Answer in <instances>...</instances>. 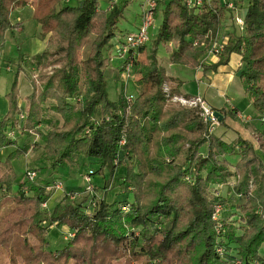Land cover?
<instances>
[{
  "label": "trees",
  "instance_id": "trees-1",
  "mask_svg": "<svg viewBox=\"0 0 264 264\" xmlns=\"http://www.w3.org/2000/svg\"><path fill=\"white\" fill-rule=\"evenodd\" d=\"M127 1L111 9L100 6V0H80L72 7L64 6V0L31 3L32 19L47 45L25 60L38 74L30 78L32 89L24 107L17 102V71L6 95L7 112L0 116V150L15 147L0 157V261L5 256L9 264H264L259 255L264 244V163L256 153L264 156V130H255L252 140L238 136L230 143L214 135L197 109L169 102L181 96L182 83L165 74L158 56L162 45L169 64L196 69L221 24L229 21L234 30L225 32L220 56L204 71H215L237 56L244 96L264 117V0H248L242 32L219 0L204 1L198 9L187 8L182 0L162 3L156 37L149 49H139L132 66L137 79L131 103L126 102L123 85L117 100L111 101L105 80L114 58L110 42L118 37ZM26 4L0 0V63L6 33L23 30L10 15ZM90 36L89 52L81 59ZM144 49L145 63L140 59ZM46 110L58 115L62 124L45 129ZM219 112V124L232 129L230 120L237 113ZM32 135L38 141L17 145L18 137ZM39 148L52 173L84 162L90 167L80 178L91 172L92 182L99 174L103 185L92 182L91 194L78 190L84 193L81 198L72 199L70 193L81 194L69 191L43 209L51 198L47 188L58 181L25 179L13 191L16 175L11 165L29 149ZM94 163L96 169L90 165ZM116 175L124 189L115 192L118 200L108 202ZM221 187L225 190L219 192ZM227 205L230 216H224ZM216 206L222 207L218 221L213 218ZM52 228L71 234L61 248L52 249L46 241Z\"/></svg>",
  "mask_w": 264,
  "mask_h": 264
},
{
  "label": "rangeland",
  "instance_id": "rangeland-1",
  "mask_svg": "<svg viewBox=\"0 0 264 264\" xmlns=\"http://www.w3.org/2000/svg\"><path fill=\"white\" fill-rule=\"evenodd\" d=\"M27 2L31 0H26ZM35 1V0H33ZM143 1L144 0H131V3L128 4L125 7V11H123V17L120 19V21L117 24V30H118V37H123V35L133 32L134 30V24L138 22V16L141 15V11L143 8ZM237 3L238 7V15L244 19L245 15V9L247 7L248 0H232ZM104 0L102 1L101 6L105 8ZM64 6H75L77 3L75 0H69L67 3L62 2ZM109 4H107L108 6ZM19 18V20H17ZM10 20L13 23H21L23 25V30L20 32H17L13 30L12 32H7L6 37H5V46H4V51L2 54V62L0 63V116H4L7 112L8 109V102L6 95L11 91V87L13 85V82L16 79V73L17 71H20L18 76H17V102L18 105L21 107H24V102H25V96L30 93V89H32L31 84H30V78H35L37 79V74L38 70L36 67L31 65L27 60L28 58H31L33 55L40 53L42 51V46L45 44L41 41V38L39 37V26L37 23L32 19L31 15L29 14L28 10L26 9H16L14 10L11 15H10ZM20 21V22H18ZM231 22V19H230ZM226 22L221 24L220 30L226 31H233V27L230 25L229 21H227V25H224ZM161 24V9L160 7L156 10L154 14V24L153 27H151L148 31V42L146 43V49H149L151 46L152 41L156 37V32ZM220 30L218 31L217 35L220 33ZM237 30V29H236ZM238 31V30H237ZM223 32V31H222ZM117 37V38H118ZM117 38H113L110 42V51H111V56L114 47L117 44ZM219 38V36H217ZM93 39V36H90L83 48V50L79 53V57L81 59H84L86 57V54L89 52V47L90 43ZM44 42L46 41L47 43V37L43 40ZM149 53V50H147ZM103 54H107L106 50L103 51ZM158 56L160 57V65H164L166 71L173 76L178 78L184 85L181 86V90H185L186 93H188V96H197V90H198V85L196 83V78H195V69H191L186 66H181L178 64H169L168 62V55L165 52V49L163 48L162 45L158 47ZM140 59L144 63L146 62L144 56H140ZM140 60V61H141ZM30 61V60H29ZM122 65V61L119 58H112L109 68L106 70V92L107 96L111 101L117 100V97L119 95L120 89L123 85L125 89V96L126 95H135V89H134V81L137 79V77H134V79L131 80H125L121 76V72L118 70L117 67ZM201 67H205L203 64H201ZM197 69V68H196ZM240 71L235 74V82L232 84V88L229 89V92L227 94V98L231 101H229L227 104L228 105H237L239 108L240 112L242 114H239L241 116H248L252 119V125L255 126L259 131L264 130V123L261 122V116L258 115L256 112L252 110V107L247 108L248 105H251L250 100L248 97L242 96L239 97V92L237 89L238 86L240 85V77L238 75ZM166 74V73H165ZM119 75V78H118ZM136 78V79H135ZM243 85V84H242ZM171 84L164 85L165 89L170 88ZM201 87V86H200ZM24 100V102H22ZM227 100V99H226ZM170 103L187 108L186 106H182L179 103L170 100ZM218 102V99L217 101ZM51 102H47L45 104V107H48ZM69 103L75 104L74 100H69ZM206 104V103H205ZM224 104V103H223ZM207 106V105H206ZM223 106V105H222ZM229 107V106H228ZM228 107L226 106L224 109L227 111L229 110ZM211 109V108H210ZM234 109V108H233ZM212 110V109H211ZM232 110V109H231ZM235 111V110H234ZM213 112V110H212ZM97 116L100 115V109L97 110ZM236 116L230 120V125L234 129H242L241 127L244 126V124H240V119L235 114ZM44 117L48 120L47 126H45V129H50L54 126H60L62 124L61 118L52 113L49 110H46ZM260 119V120H259ZM240 121V122H239ZM220 122L218 121V125H215L214 128L211 130L214 135H220L221 132H231V129H227L224 125L219 124ZM211 127V126H210ZM247 129V128H245ZM256 132V131H254ZM249 137V140H252V135L247 134ZM38 141V138L36 135H32L27 139L26 137H18L17 138V145L18 146H23L26 145L27 142L30 144L34 143L35 141ZM29 144V145H30ZM3 151L0 152V157H2V154L4 153L3 157H6L9 155L11 152L15 150L14 146L11 147H6L2 149ZM205 151V149H204ZM257 155L261 158V160L264 163V156H262L261 152L259 150H256ZM43 152L40 150V148L36 151L29 149L28 153L20 158L14 159L11 162L13 171L16 175V180L14 182L13 186V191L16 189V186L19 182L25 181V172L26 170L33 169L36 171V178L34 182L38 183L42 180H47V182H51L53 180H57L60 183V188L58 190H53L49 189V193H51V198L47 203L48 209H50L55 203L60 201L66 194L69 193V191H75L77 190L78 193L82 196H84V193L79 192L84 188V183L83 180L80 178L81 174L85 172L86 168H89L88 163H82L78 167H64V168H57L55 172L52 173V170L49 169L47 166V163L43 160ZM232 162H235L237 160L236 156H233L231 158ZM95 165L90 164L93 166L92 168L96 169V163ZM89 166V167H88ZM104 178L105 172H104ZM119 175V174H117ZM115 177L114 181L112 182V188L110 189L109 192V197L107 198L108 202L114 201V197H116V200H118L117 197H119L116 193H118L119 190H123L124 187H120V179L118 178L119 176ZM92 182H94L95 185L97 186H102L104 180L102 179V176L99 174L93 175L92 176ZM67 183H70L71 189H66L65 186ZM95 189V188H94ZM79 190V191H78ZM224 188H219L220 191H224ZM96 193L100 194L101 190L96 189ZM116 192V193H115ZM115 193V194H114ZM225 196L223 195V198ZM79 199V198H78ZM226 210V215L224 216H230L231 215V208L229 205ZM6 209V208H5ZM43 209H46L45 206H43ZM44 213H47L46 210L43 211ZM67 230L65 228L61 229H55L52 228L50 234L47 235L46 241H48L49 247L52 249H57L61 248L63 244L67 241L68 235L66 234ZM218 234V233H217ZM259 255L264 258V244L261 246V249L259 251ZM2 261H0V264H9L7 257L1 256Z\"/></svg>",
  "mask_w": 264,
  "mask_h": 264
},
{
  "label": "built area",
  "instance_id": "built-area-1",
  "mask_svg": "<svg viewBox=\"0 0 264 264\" xmlns=\"http://www.w3.org/2000/svg\"><path fill=\"white\" fill-rule=\"evenodd\" d=\"M69 0H64L65 3H67ZM117 0H109L108 2V9H111L112 6L116 3ZM184 5L187 8L191 9H198L204 4V1L208 0H182ZM221 1L228 9L230 15H231V21L234 24L237 29L242 32L244 29V19H242L237 11L238 7L232 0H219ZM157 0H144L143 8L141 11V20L137 27V29L133 32L125 34V36L117 41L116 46L113 49V56L116 58H119L122 60V65L120 66L121 69V76L125 78V80H131L134 79V75L132 74V66L134 64V61L136 60V57L138 55L139 49L146 45L148 42V31L151 27H153L154 24V14L157 9ZM219 36V34L217 35ZM227 42V36H219V38L216 37L215 41H213L207 51L206 54L210 57L217 58L220 56L223 47L225 46ZM196 45V43H195ZM165 92H168V89L164 88ZM127 103H131L133 100L132 95H126L125 97ZM172 101H175L179 103L182 106H186L187 108H194L199 111V114L204 122H208L211 126V130L214 128L215 125H218V120L213 117L212 110L206 106L204 100L201 96H173L171 98ZM226 102H228L226 100ZM239 119L241 121H244L243 117L241 115H238ZM24 119V113L19 114V120L22 121ZM261 120L264 121V117H261ZM10 137L14 136V132L9 133ZM123 141L121 142V144ZM117 161V160H116ZM115 161V162H116ZM90 174H84L82 176V180L84 183V189L83 191L86 193H93L94 192V186L91 182ZM36 178V172L33 170H27L25 172V179L28 182H33ZM60 183L56 182L53 186L48 187L47 189L51 190H58L60 188ZM71 198L73 199L75 196H78L77 193H70L69 194ZM45 206V205H44ZM125 211L126 208H123ZM222 210L221 206H216L214 208V220L218 221L217 218ZM220 224L218 225V228H216V232L218 233L220 230ZM68 236H71V234H67ZM217 252L219 254L223 253V249L219 247L217 249Z\"/></svg>",
  "mask_w": 264,
  "mask_h": 264
},
{
  "label": "crops",
  "instance_id": "crops-1",
  "mask_svg": "<svg viewBox=\"0 0 264 264\" xmlns=\"http://www.w3.org/2000/svg\"><path fill=\"white\" fill-rule=\"evenodd\" d=\"M33 0L27 2L26 6L23 7V8H20V9H27L29 14L31 15L32 17V6H31V3H32ZM76 3L79 2L80 0H75ZM102 1L103 0H100V6L102 4ZM104 4L106 7L107 6V2L108 0H104ZM119 1L121 0H117L116 2L119 3ZM165 1L167 0H157V3H158V6L160 7V5H162V3H164ZM131 3V0H128L127 1V5ZM144 3V1H143ZM127 9V8H126ZM124 9V11L126 10ZM141 15L138 16V22H136L134 24V30L135 31L140 23V20H141ZM17 20H19V18H17ZM20 22V21H18ZM223 31V32H222ZM223 35H226L225 31L222 29L220 30V33H219V36H223ZM39 37H40V31H39ZM41 38V37H40ZM41 41L43 43H45L42 47V50L46 47L47 43L46 41L44 42L43 39L41 38ZM141 55L140 56H144V58H146V51L145 49L140 53ZM217 58H213V57H210L209 55H205L202 59H201V62L202 64L205 66V67H208L210 66L211 64H213L215 61H216ZM238 66H239V58L237 56H232L231 57V60L230 62L227 64V65H221V66H218L217 69L215 71H212V70H205L204 71V68L203 67H198L197 69H195V78H196V83L198 85V90L196 91L197 95L201 96L202 99L204 100V102L206 103V105L211 108L213 111H223L225 110L224 108L227 106L228 109H232V110H235V112L237 113V116L239 114H242V112H240L239 108L237 107V105H228L227 103L229 101H231L232 103V100L228 99L227 97V94L229 92V89L232 88V84L233 82H235V74H237L238 72ZM163 68L165 70V73L168 77H171V78H174L178 81H180L178 78L176 77H173L171 76L168 71H166L164 65H163ZM181 82V81H180ZM182 83V82H181ZM184 84L182 83L181 86H183ZM181 86L179 88V95L181 96H188L189 94L185 92V90H181ZM201 86V87H200ZM239 89L238 92H239V97H242L244 96V87L240 81V85L238 86ZM31 91V89H30ZM29 94V93H28ZM26 97V96H25ZM218 99V102H216ZM226 99L228 102H226ZM24 102V100L22 101ZM25 103V102H24ZM224 103V104H223ZM223 105V106H222ZM252 107L251 105H248L247 108H250ZM234 108V109H233ZM253 110V108H252ZM254 111V110H253ZM255 112V111H254ZM220 113V112H219ZM221 115V114H220ZM243 117V116H242ZM244 120L246 121H243V122H240V124H244V126H242L241 128L242 129H234L232 128L231 129V132H221L220 135H217L218 137H220L223 141L225 142H234L238 136L242 137V138H245V139H249V137L247 136V134H253L255 130H257V128L255 126L252 125V119L248 116H244L243 117ZM247 128V129H245ZM3 150H0V152H2ZM4 155V153L2 154V156ZM66 189H71V185L70 183H67L66 186H65ZM45 206L47 207V204H45Z\"/></svg>",
  "mask_w": 264,
  "mask_h": 264
},
{
  "label": "water",
  "instance_id": "water-1",
  "mask_svg": "<svg viewBox=\"0 0 264 264\" xmlns=\"http://www.w3.org/2000/svg\"><path fill=\"white\" fill-rule=\"evenodd\" d=\"M238 75H240V73H238ZM212 115H213V117L216 118L219 122L221 121L222 116L220 115L219 112H217V111H213V112H212Z\"/></svg>",
  "mask_w": 264,
  "mask_h": 264
}]
</instances>
